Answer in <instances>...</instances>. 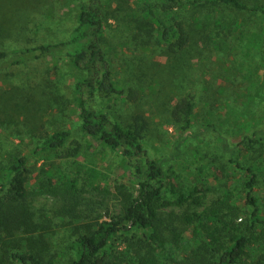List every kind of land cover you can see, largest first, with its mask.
<instances>
[{
  "label": "rangeland",
  "instance_id": "374dc122",
  "mask_svg": "<svg viewBox=\"0 0 264 264\" xmlns=\"http://www.w3.org/2000/svg\"><path fill=\"white\" fill-rule=\"evenodd\" d=\"M242 1L249 8L264 5V0ZM80 5V0H0V49L10 53L0 60V181L5 166L25 157L35 221L44 218L52 228L50 244L39 250L66 263L73 257L67 248L73 237L138 193L135 178L116 152L91 142L78 128L72 85L81 74L69 57L12 53L66 40ZM173 16L189 36L174 53L158 42L137 2L105 1L103 48L125 95L97 104L122 123L136 113L144 115L147 149L164 169L159 199L164 217L202 212L223 194L242 206L245 176L237 165L254 168L253 193L264 207V15L224 2H185ZM130 90L136 98L127 97ZM187 95L196 109L183 140L170 111ZM59 129L70 132L64 147L32 153L39 131ZM87 166L98 170L97 187L88 183ZM63 173L76 179L75 190L64 191L69 186L59 179ZM191 194L202 196L200 206L191 198L176 203ZM242 208L249 212L247 205ZM174 223L185 228L182 236H195L180 220Z\"/></svg>",
  "mask_w": 264,
  "mask_h": 264
},
{
  "label": "trees",
  "instance_id": "16d2710c",
  "mask_svg": "<svg viewBox=\"0 0 264 264\" xmlns=\"http://www.w3.org/2000/svg\"><path fill=\"white\" fill-rule=\"evenodd\" d=\"M105 1L80 0V10L66 40L15 49L12 53L69 57L81 74L72 85L78 128L91 142L116 152L124 167L130 170V176L135 178L138 193L122 202L117 212H107V218L96 220L73 237L67 244L73 252L68 263L60 257L46 258L39 246L50 244L52 228L44 218L35 221L28 200L26 159L17 157L3 168L4 177L0 181V264H264V207L258 206V197L253 193L257 181L253 167L237 165L244 170L246 195L242 204L248 206V213L243 212V205L230 194H223L202 212L194 211V215H162L159 199L165 187L164 169L147 149L144 115L136 113L122 123L112 119L105 108L97 104L125 95L103 48ZM134 1L154 26L158 42L173 53L189 41L183 22L173 18L174 8L185 2L203 6L224 2L264 15V5L249 8L242 0ZM9 55L7 50L0 49V60ZM127 97L136 98V92L130 90ZM195 109L196 102L190 95L180 98L171 109L170 117L178 138L187 140L189 137ZM208 127L206 124L205 128ZM69 134L68 129L39 131L36 136L39 142L32 153H49L64 147ZM86 168L88 183L97 187V168ZM59 179L69 186L65 192L76 189L73 176L63 173ZM190 198L193 204H202V196L192 194L179 197L176 203L182 204ZM240 214H244L242 218ZM177 217L184 227L190 228L194 237L182 236L185 228H177L174 223ZM238 217L241 219L236 222Z\"/></svg>",
  "mask_w": 264,
  "mask_h": 264
}]
</instances>
